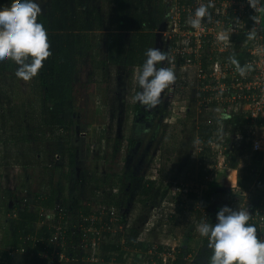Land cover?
<instances>
[{"label": "rangeland", "instance_id": "rangeland-1", "mask_svg": "<svg viewBox=\"0 0 264 264\" xmlns=\"http://www.w3.org/2000/svg\"><path fill=\"white\" fill-rule=\"evenodd\" d=\"M37 2L42 9L40 15L50 21V28L46 30L52 55L44 64L53 60V57H61L64 48L67 61L73 69L74 98L70 108L74 109V116L69 127L63 124L58 127V134H55L56 123L51 120L53 105L45 103V90L39 85L43 77L48 75L43 67L36 77L24 81L16 77L17 65L13 62L14 67L0 76V200L8 191V195L21 202L25 190L36 208V195L51 189L56 191L60 199H75L78 203L79 199L87 200L97 196L104 198L103 204L98 197L90 200L94 207L91 211L96 212L100 204L103 207L109 205L105 197H117V202L126 199L128 195H123L121 188L131 191L127 183L132 176L136 184L154 176L163 182L166 179L163 168L170 167L168 162L172 159L175 166L179 161L182 162L181 157L172 155V151L188 142L190 134L179 123L166 127L165 113L171 106L166 107L162 96L160 103L152 109L133 99L140 90L135 79L139 69L129 66L127 55L131 50V41L138 33L157 32L154 45L148 48H160L159 43H162L166 28L160 14L162 11L165 13L163 6L165 8L166 4H161L160 0ZM166 8L170 9L168 6ZM146 51L142 57L143 62ZM173 115L172 119H168L180 122V116ZM175 135L177 138H173ZM70 154L76 156L74 167L69 166ZM177 155L180 154L177 152ZM104 163L107 165L105 175L100 170ZM217 175L218 171L211 175L210 180ZM228 178L224 184L232 193V179ZM238 183L240 186L239 178ZM16 184H20L21 190L14 189ZM211 189L205 186L199 192L204 194ZM245 193L247 199L244 207L248 208L251 199L249 192ZM129 195H132L129 207L119 210L110 203V207H115L122 217L115 226L118 234L109 237L111 244L116 239L115 234H123L125 230L132 236L138 235L145 222L143 216L150 209V205L144 202L146 199L137 191H131ZM213 199L212 220L216 219L217 211L225 205L239 207L230 203L232 196L229 197V203L223 197L214 195ZM85 203L81 202L84 207ZM192 206L196 211L190 214V218L183 215L172 219L169 215L165 224L170 222L177 228H172L167 235L170 236L168 239L160 229L150 233L144 243L157 249L168 242L179 249L189 236L192 252L190 259H193L204 238L196 231L199 224L196 221L198 218L204 221L205 216L203 218V215H198L200 204L195 202ZM248 209L252 210L251 207ZM173 211L177 212L174 208ZM128 217L131 228L126 229ZM6 219V236L11 240L10 235L21 223V218ZM76 221H72L73 225ZM165 224L161 223V226ZM88 251L95 253L94 249ZM97 252L102 255L101 258L104 257L103 248ZM44 262L39 260L38 264H47Z\"/></svg>", "mask_w": 264, "mask_h": 264}, {"label": "built area", "instance_id": "built-area-1", "mask_svg": "<svg viewBox=\"0 0 264 264\" xmlns=\"http://www.w3.org/2000/svg\"><path fill=\"white\" fill-rule=\"evenodd\" d=\"M180 1L166 0L167 5L170 3L166 22L171 28L165 34V40L171 45L173 56L182 59L184 72H192L188 75L189 81L185 88L194 89L197 95L192 105L185 104L176 110V113L181 116L180 113L183 115L190 111L194 115V122L213 131L208 142L205 139L198 140L194 146L195 153L204 152L208 148L211 158L214 159L212 164L211 161L209 163L210 169L213 172H230L233 189L231 202L238 205L243 197L239 207H244L247 195L242 192L236 173L238 174L245 164L242 162L237 169H231L229 157L236 149H240L244 141L251 143L252 153L264 152V125L261 123L264 121L263 10L256 13L249 0H188L184 4ZM200 3L211 4V19L205 17L201 27L194 29L188 20ZM255 15L259 19L258 24L253 20ZM254 27L256 35L250 36L249 33ZM228 49L239 51V54L243 55V61H239L241 66H251L244 75L236 71L230 60L215 58L216 52H225ZM203 58L206 61L204 63L201 62ZM222 112H227L230 119H222ZM235 117H240L243 122L245 119L247 123L233 133L231 121ZM170 190L169 198L167 197L160 206L151 208L142 229L138 231L140 239L144 240L155 230L162 229V233H167L165 222L168 221L169 215L172 217L173 208L177 210L178 207H186L188 204L189 189L186 186L175 182ZM48 192L50 191H42L39 194L42 197ZM97 197L103 204L104 198ZM94 198L85 200L91 210L94 207L90 200ZM172 198L174 200H171ZM67 204V199L61 198L57 200L54 209H46L34 208L27 196H23L21 202L10 200L9 217L17 218L20 209H33L38 213L41 226L47 222L53 232L48 238V243L47 239L23 235L19 245H14L6 251L4 261L21 264L24 258L35 256V252L41 247L37 255L50 264L96 263L99 246L108 242L109 237L116 233L115 226L120 222L121 216L115 207H103L100 204L99 210L91 211L88 215L81 214L73 225L68 216ZM16 205L19 206L18 209ZM251 214L249 222L254 223L257 231L263 233L264 205ZM161 223L165 225L161 226ZM125 225L131 226L130 219ZM45 242L47 244L43 247ZM162 246L164 251L158 253L159 264H175L178 256L177 246L168 242ZM90 249L96 252L90 253ZM154 249L152 246L150 250ZM190 258L191 256L187 264L193 261Z\"/></svg>", "mask_w": 264, "mask_h": 264}, {"label": "clouds", "instance_id": "clouds-1", "mask_svg": "<svg viewBox=\"0 0 264 264\" xmlns=\"http://www.w3.org/2000/svg\"><path fill=\"white\" fill-rule=\"evenodd\" d=\"M249 3L256 13L264 10V0ZM210 6L200 3L195 8L188 20L192 28L199 29L205 17L211 19ZM41 11L37 0H16L10 8H0V63L14 62L16 77L24 81L36 77L52 55L47 30L38 22ZM253 20L259 23L256 15ZM249 35H256L255 27ZM230 62L241 75L251 67L241 66L234 56ZM171 64L169 53L159 47L148 48L146 59L135 74L140 90L133 99L148 109L155 108L162 93L176 79ZM220 115L224 120L230 119L227 112ZM251 216L248 208L225 205L218 210L216 223L206 219L197 225L196 231L207 239L212 250L209 264H264V238L258 237L257 226L249 222Z\"/></svg>", "mask_w": 264, "mask_h": 264}, {"label": "trees", "instance_id": "trees-1", "mask_svg": "<svg viewBox=\"0 0 264 264\" xmlns=\"http://www.w3.org/2000/svg\"><path fill=\"white\" fill-rule=\"evenodd\" d=\"M187 1L188 0H181L180 2L184 4ZM15 2L16 0L15 1L0 0V8H10L11 5ZM160 2L161 4H166V0H160ZM167 6L168 5L166 4V7ZM166 7L164 8L163 6V10L165 13L163 14V11H162V13L160 14L164 23L166 21L165 16L168 13V9ZM263 14H264V10H263ZM38 21L45 27V29L50 28V21L44 15H39ZM140 25L142 26V24ZM153 36H155L153 33L151 34L148 33V34H144L142 36V39L138 40L134 38L131 41L133 47H130L131 50H129L128 55H127L128 56L127 58L129 60L127 63L129 64V66H132V65L134 66V63L137 62L135 61L136 56L143 57L145 55V51L149 47L150 40L153 39ZM63 47L65 46L63 45ZM61 52L63 54L62 56L60 55L61 57L59 58L53 57L54 58L53 60L51 59L47 61L46 64L43 65V70L47 72L48 77L47 76H46L47 78L43 77V81L41 80L39 84L45 90V103L53 105L51 107L52 108L51 109V112H52L51 120L54 121V123H56L55 129H54L55 134H58V127L63 126V124H66L69 127V125L72 124V118L74 116V109L70 108L71 101L74 98V87L72 85L73 69L72 67H70L67 61V55L65 54V49L63 48ZM131 57H132V61H131ZM13 67H14V63L12 61L0 63V76L10 71ZM139 110H140V107H139ZM67 119L69 120L66 122ZM243 124L244 123L240 117H235L231 121V131H233V133H236L237 130L240 129V127ZM212 132L213 131L210 128L206 127V134L203 135L202 138H204L205 141L208 142L211 139ZM131 143L134 144L133 141ZM206 151H209V149L207 148ZM204 153L205 152H203V154ZM188 156H189V153H188ZM204 156L206 157V155ZM69 158H70L69 166L74 167L75 160H76L75 154H70ZM229 159H230L231 169H237L239 167V164L242 162L245 164L244 167L238 171V178L240 179V183H241L240 186H241L242 192H245V191L249 192V197L251 199L250 207L252 209L250 210V213H253L256 210L261 209L264 205V152L252 153L251 143L244 141L241 144L240 149L239 150L236 149V151L230 155ZM229 173H230L229 171L224 173V178L226 179V183L229 179L228 177H230ZM155 184L156 182H150V184H148L147 182V185L143 184L141 186V189H140V186L138 185L131 186V191L133 193H136L137 191L138 193L140 192V195H143L144 197H146L147 200L151 199V203H149L147 200H144V202H147L150 205V209H147L145 215L143 216L144 221L147 219L149 212H150L149 210H151V208L156 207V205L157 207L161 205L159 197L161 196L162 193H160L159 188H156ZM171 184L172 183L169 182L166 188H168ZM127 186H128V183H127ZM226 186L224 184L220 186L218 185L215 188H212L210 191L205 192L201 196L199 195L200 193L198 192V194H196L193 198L189 197L193 199V201L190 202L191 199L189 200L188 198V201H189L188 204L186 205L185 203L186 209L184 205H182V207H178L177 212H172V219H178V217H182V215H185L186 217L190 218L191 217L190 214L196 211L195 207H193L192 205H194L195 202H197L198 204L201 205L200 211H197L198 215L201 216L203 215L202 212H204L205 215H203L202 217L204 218L205 216V220L209 219L210 222L216 223V219L214 220L210 219V215L212 214L211 208L213 207V204H214L213 197L214 195L218 193L220 194V196L226 199L227 203H229L228 200H229V197L231 198L230 196L231 193H230L229 188ZM124 190H125V187H122L121 191L124 192ZM189 192H190V189H189ZM164 194H166V192H163V195ZM105 198L107 199V202L109 203V205L110 203L114 204L115 206H117V208H119V210L122 207H126V206L129 207L130 202L132 201V195L130 197H127L123 201H119V202H117V197L111 196L109 198L107 197ZM241 198H242L241 201L237 203L238 206L239 204L243 202V197ZM58 199L59 197L56 194V191H50L45 196H42V197L40 194H37L36 199H35L36 201L35 205L37 207H44L46 209H54ZM79 200L80 202L78 203V201L75 199H73L72 201L69 198L67 199V202H68L67 207H69L68 216L71 219V221L78 220L81 214L88 215L91 212V208L87 206V203H85L86 207H84L81 204V202L84 203L85 200H82V199H79ZM230 203H231V200H230ZM205 210L207 211L208 216L206 215ZM179 211L181 213L180 215H178ZM17 218H21L20 219L21 223L17 226L20 232L18 235V240L16 241L14 245H19L22 242L21 237L23 235H32L34 237L37 236L38 238H41V239H47V243H48V238L50 237L53 230H51L48 227V224L46 225L44 224L41 227L37 228V224L40 222V218L38 216V213H36L35 210L33 211L32 209L31 211L29 210V208H26V210L20 209L19 215ZM201 221H202V218H198L196 223H200ZM166 225H167V232H171L172 228H176V226L171 224L170 222L166 223ZM257 235L258 237L262 238V233L257 231ZM190 242H191V237L187 236L186 240L183 242L182 247L178 249V256H177V260L175 261V264H187L188 263V258L192 256ZM47 243L45 242L44 244H42L43 247H45ZM130 244L131 245L133 244L132 246H130L133 248H140V249L147 248V245H145L142 242H138V241H134L133 243H130ZM40 248L35 252V256L24 258L21 264H38L39 260H44L37 255L39 253V250H41ZM113 249L108 248V250H113ZM123 254L124 253H122V255ZM211 255H212V250L208 247V241L206 238H203L200 249L193 256L192 264H209ZM4 259H5V256H4V253L2 252L0 253V264H3L2 262L4 261ZM119 260H121V258ZM44 261H46L44 263L50 264L47 260H44ZM52 264H59V263L55 262Z\"/></svg>", "mask_w": 264, "mask_h": 264}, {"label": "crops", "instance_id": "crops-1", "mask_svg": "<svg viewBox=\"0 0 264 264\" xmlns=\"http://www.w3.org/2000/svg\"><path fill=\"white\" fill-rule=\"evenodd\" d=\"M264 15V14H263ZM168 14H166L165 19L167 18ZM165 31L163 32V36H162V43H159L160 48L164 51V49H166V46L168 47V43L165 40V34L170 30L171 25H168V23L165 21ZM153 33L154 35L157 34V32L151 31L149 32V34ZM144 34H148V32H143V33H138L135 36V39H142V36ZM154 38L155 36H153V39L150 40V44L149 47L151 46V44L154 45ZM133 40V39H132ZM238 40H240L238 38ZM132 44V42H131ZM131 47H133L131 45ZM169 54L171 56V59H173V53L171 52V45H169ZM216 59L217 60H230V57H235L238 61H243L244 57L243 55L239 54V51H235V50H231L228 49L225 52H216ZM135 60V59H134ZM131 61H132V57H131ZM136 63H134V66L132 65V67H134L136 70L139 69L138 67H140L143 64V59L142 57H137L136 56ZM202 63L206 62L205 59L203 58L201 60ZM183 61L182 59L180 60L177 59L176 57H174V63L173 65L171 64V67H173L175 75H176V79L174 81V83L170 86L169 89H166L163 93H162V97L164 98V100L166 101L165 105L167 106H171V108L167 109L166 113H165V124H168V126L166 125V127L170 128L171 125H177L178 123L180 125L185 126L184 129L190 134L189 135V141L186 142L185 144H182L181 147L176 148L175 151H172V155H176L177 157H181L180 160L178 162V164L175 166L173 165V160L171 159L170 162H168L170 167H162L163 168V172H164V178H166L163 182L160 179L152 178V179H146L143 182L140 183H135L134 182V177L132 176L131 179L129 178L128 181V187L131 188V186H135L138 185L141 186L143 184L147 185L150 184V182H156L155 186L156 188L160 189V193L161 196L159 197L160 203H162L164 200L167 199V197L169 198V194H170V188L171 186L176 182L178 184H182L184 186H186L188 189H190V192L188 194V198L191 197L193 198L196 194H198L199 189L203 188V187H208V188H215L216 186H220L223 185L226 181V179L224 178V174L221 172H218L217 177H212L210 180L211 175H213L215 172H213L210 169V161L211 163H213V158L212 155L210 154V151H204L205 153L203 154V152L201 153H195V149L194 146L195 144L198 142V140H202L204 138L203 135L206 134V128L205 126L198 124L196 122L193 121V114L189 111L185 114H183L182 116H180V122L176 121H170V119H172L174 117V115L172 116V114H177L176 110L181 109V107L185 104H189L192 105V103L195 100V96L197 95V91H195L194 89H190V88H185V84L188 83V77L190 76L189 74H191L192 72H184L183 70ZM138 72V70H137ZM189 75V76H188ZM170 118V119H168ZM244 124H246L247 122H245L244 119ZM264 125V121L261 122ZM170 124V125H169ZM243 124V125H244ZM173 138H177V136H173ZM177 152L180 155H177ZM189 153V156H187ZM157 155V154H154ZM206 155V157L204 156ZM152 155H149V157H151ZM204 156V157H203ZM204 159V161H203ZM212 159V160H211ZM156 172V170H154ZM167 175V177H166ZM173 175V176H172ZM215 178V179H213ZM170 183H172L168 188L167 185ZM23 184V183H22ZM225 185V184H224ZM21 186L20 184H16L15 188L16 190H21L20 189ZM7 190V189H6ZM167 190V191H165ZM48 191H52L51 189ZM155 191V190H154ZM7 193H4L3 197H2V201L0 200V253H4V256L6 255V251L8 249H10L11 247L14 246V244L16 243V241L18 240V235H19V229L18 227H16V229L13 231V233L10 235L11 240L6 236V232L7 229L5 228V224L7 221L6 218L9 217L8 215V211H9V201L12 199H15L14 196L12 195H8V191H5ZM130 190L127 191V189L124 190V192H122L123 195H128V197H130ZM163 192H166V194L163 195ZM200 193V192H199ZM25 194V195H24ZM203 194V192H201L199 195L201 196ZM140 195V192H139ZM160 195V194H159ZM22 196H27L26 193H23ZM143 199H146V197H144L143 195H141ZM216 197L222 198V196H220V194H216ZM231 196V195H230ZM30 198V197H29ZM189 198V200L191 199ZM224 198V197H223ZM16 200V199H15ZM32 200V199H31ZM171 200H174L173 198ZM149 203H151V199L147 200ZM193 201V199L190 200V202ZM33 203V201H32ZM159 203V204H160ZM34 206V205H33ZM157 206V205H156ZM16 207L18 208L19 206L16 205ZM153 207V206H151ZM150 208V206H149ZM186 209V207H185ZM184 213V212H183ZM180 211L178 213V215H180ZM183 216V215H182ZM139 217V216H138ZM122 219V217H121ZM130 219V217L127 218V220ZM139 220H141L140 218H138ZM182 220V219H180ZM127 222V221H126ZM126 224V223H125ZM39 227L41 226V223L39 222L37 224ZM131 225V224H130ZM143 225V224H142ZM7 227V226H6ZM1 228L3 229V231L1 230ZM131 228L127 227L126 225V229ZM130 233L129 231H124L123 234L120 235H115L116 239L114 241L111 242H104L99 246L100 248L104 249V257H102L101 254L98 253L97 256V261L94 264H159L160 258H159V254L161 253L164 249L163 246L159 247V249H155L154 251L150 250L152 247L151 245L144 243L145 239H147L148 237H150V235L146 236V238L143 240L139 238V235L137 234H133L134 236L128 234ZM170 232L164 233L165 237L168 239L170 236H167ZM134 241H138V242H142L145 245H147L146 249H140V248H133L130 247L132 246L130 243H133ZM106 243V244H105ZM109 243V244H108ZM108 248H114L113 250H108ZM91 251V249H90ZM164 251V250H163ZM96 252V251H95ZM152 252H154V255L152 254ZM122 253H124L122 255ZM121 258V260H119ZM3 264H11L7 261H3ZM20 262L16 263H12V264H19ZM77 263V262H75ZM73 263V264H75Z\"/></svg>", "mask_w": 264, "mask_h": 264}, {"label": "flooded vegetation", "instance_id": "flooded-vegetation-1", "mask_svg": "<svg viewBox=\"0 0 264 264\" xmlns=\"http://www.w3.org/2000/svg\"><path fill=\"white\" fill-rule=\"evenodd\" d=\"M168 47H169V45H168ZM167 46H166V49H164V51L165 52H167V53H169V48H168ZM164 63H167V62H164ZM101 173L103 174V175H105L106 174V172H107V165H106V163H104L103 164V166H101ZM24 184V183H23ZM23 192H25L26 193V195H27V192L25 191V190H23ZM27 197H29L28 195H27ZM60 199V198H59ZM193 262V261H192ZM192 262L190 263V264H192Z\"/></svg>", "mask_w": 264, "mask_h": 264}]
</instances>
